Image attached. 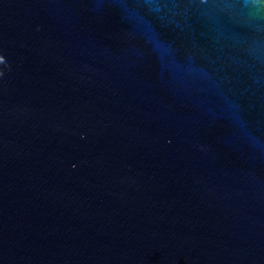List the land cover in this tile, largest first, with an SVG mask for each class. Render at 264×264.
I'll return each instance as SVG.
<instances>
[{
    "label": "water",
    "instance_id": "obj_1",
    "mask_svg": "<svg viewBox=\"0 0 264 264\" xmlns=\"http://www.w3.org/2000/svg\"><path fill=\"white\" fill-rule=\"evenodd\" d=\"M0 264H264V0H0Z\"/></svg>",
    "mask_w": 264,
    "mask_h": 264
}]
</instances>
